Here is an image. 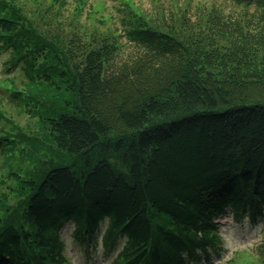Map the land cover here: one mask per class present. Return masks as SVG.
<instances>
[{
  "label": "trees",
  "instance_id": "obj_1",
  "mask_svg": "<svg viewBox=\"0 0 264 264\" xmlns=\"http://www.w3.org/2000/svg\"><path fill=\"white\" fill-rule=\"evenodd\" d=\"M235 2L264 21V0ZM87 3L0 0V264H71L68 222L90 243L105 221L106 251L124 237L111 264L209 255L219 217L264 218V27L130 6L119 35ZM121 36L139 51L122 64ZM261 246L264 264V223Z\"/></svg>",
  "mask_w": 264,
  "mask_h": 264
},
{
  "label": "rangeland",
  "instance_id": "obj_2",
  "mask_svg": "<svg viewBox=\"0 0 264 264\" xmlns=\"http://www.w3.org/2000/svg\"><path fill=\"white\" fill-rule=\"evenodd\" d=\"M69 1L70 5L65 10V15L71 19L77 0ZM130 6L134 7L137 12L157 18L162 22H164L162 16L166 21V19L170 20L172 14H177L179 18L186 16L190 18V22H203L209 16H215L214 21H216V18L220 16V20L224 22V28L230 26L228 29H234L232 23L238 20L248 27L247 31L253 34L264 27V21L254 20L255 6H250L249 11H246L235 0H88L81 20L83 23L86 22L91 30L111 31L123 35L124 20L129 15ZM230 31L234 37L238 35L237 31ZM227 32L218 33L214 41L215 45L227 43L226 40L229 37ZM119 41L123 45L118 57L119 63L122 64L138 57V47L129 42L126 36L119 37ZM10 60L11 50L9 48L0 50V78L6 76L4 68L10 63ZM17 71L18 67L16 66L10 73ZM218 221L221 223L223 237L220 246L211 248L209 255L202 252L201 258L193 259L187 264H261L259 258H263L261 241L264 218L257 221H252L249 218L234 220L232 215L227 213L219 217ZM104 227L105 221L97 233L98 239L95 242L87 243L73 236L72 222H68L64 226L62 234L67 242V254L71 264H111V259L123 246L125 238L121 237L113 249L106 251L101 239Z\"/></svg>",
  "mask_w": 264,
  "mask_h": 264
}]
</instances>
